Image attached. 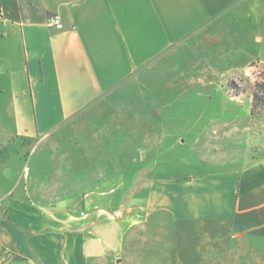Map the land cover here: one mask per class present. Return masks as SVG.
<instances>
[{
	"label": "crops",
	"instance_id": "crops-1",
	"mask_svg": "<svg viewBox=\"0 0 264 264\" xmlns=\"http://www.w3.org/2000/svg\"><path fill=\"white\" fill-rule=\"evenodd\" d=\"M0 13V264L120 262L136 209L170 223L165 264L264 246V156L176 178L134 171L139 147L73 193L81 156L62 149L58 166L53 148L87 112L134 109L129 88L152 72L264 74V0H0Z\"/></svg>",
	"mask_w": 264,
	"mask_h": 264
},
{
	"label": "rangeland",
	"instance_id": "rangeland-1",
	"mask_svg": "<svg viewBox=\"0 0 264 264\" xmlns=\"http://www.w3.org/2000/svg\"><path fill=\"white\" fill-rule=\"evenodd\" d=\"M152 73L143 87L129 88L125 101L134 109L115 110L98 120L93 111L87 112L82 120L91 125H74L75 135L67 132L63 148L59 141L53 142L58 166L62 149L81 156V164L69 166V192H79L77 186L86 187L96 171L109 169L114 156L141 155L139 147L143 160L138 158L134 171L149 168L155 172L157 167L156 176L176 178L221 171L264 156V105L253 114L249 102L258 83H264L263 73L253 68L250 74L235 77L218 71L212 72L211 79L191 78L190 72L184 76ZM237 95L241 98H232ZM129 119L138 125H128ZM237 121L244 124L237 126L239 131L234 126ZM135 177L144 180L145 175ZM152 217L136 209L131 224L136 223L128 232L120 262L103 257L94 264H165L173 229L165 215L158 222ZM263 248H232L219 256L210 255L209 264H264Z\"/></svg>",
	"mask_w": 264,
	"mask_h": 264
},
{
	"label": "trees",
	"instance_id": "trees-1",
	"mask_svg": "<svg viewBox=\"0 0 264 264\" xmlns=\"http://www.w3.org/2000/svg\"><path fill=\"white\" fill-rule=\"evenodd\" d=\"M262 105H264V83H258L257 90L253 93L252 113L254 114Z\"/></svg>",
	"mask_w": 264,
	"mask_h": 264
},
{
	"label": "built area",
	"instance_id": "built-area-1",
	"mask_svg": "<svg viewBox=\"0 0 264 264\" xmlns=\"http://www.w3.org/2000/svg\"><path fill=\"white\" fill-rule=\"evenodd\" d=\"M2 13H0L1 16ZM50 24L56 26L57 28H62L63 27V23L61 20V16L59 14H53L50 17Z\"/></svg>",
	"mask_w": 264,
	"mask_h": 264
}]
</instances>
